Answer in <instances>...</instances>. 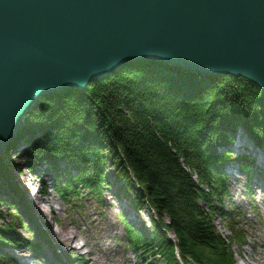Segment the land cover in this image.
Returning <instances> with one entry per match:
<instances>
[{
	"label": "trees",
	"instance_id": "trees-1",
	"mask_svg": "<svg viewBox=\"0 0 264 264\" xmlns=\"http://www.w3.org/2000/svg\"><path fill=\"white\" fill-rule=\"evenodd\" d=\"M239 129L264 142L262 91L248 79L203 76L150 60L127 63L84 91L66 89L40 98L24 130L0 157V191L9 207L21 203L30 218L10 170L22 166L11 158L20 152L29 170L41 165L43 174H66L53 185L61 199L98 204L114 187L117 197L130 196L135 211L150 208L156 217L152 229L133 232L134 250L144 264H154L157 254L162 264H178L175 247L184 264H234L231 247L239 240L217 233L214 220L220 210L214 201L227 194L221 168L231 161L216 150L231 143ZM238 161L244 171L255 159ZM31 241L11 225L0 227V245L37 250L38 242ZM0 264L16 263L0 251Z\"/></svg>",
	"mask_w": 264,
	"mask_h": 264
},
{
	"label": "water",
	"instance_id": "water-1",
	"mask_svg": "<svg viewBox=\"0 0 264 264\" xmlns=\"http://www.w3.org/2000/svg\"><path fill=\"white\" fill-rule=\"evenodd\" d=\"M140 60L241 76L264 99V0H0V157L40 98Z\"/></svg>",
	"mask_w": 264,
	"mask_h": 264
},
{
	"label": "rangeland",
	"instance_id": "rangeland-1",
	"mask_svg": "<svg viewBox=\"0 0 264 264\" xmlns=\"http://www.w3.org/2000/svg\"><path fill=\"white\" fill-rule=\"evenodd\" d=\"M233 139L237 144L249 143L248 140L244 137L242 129L236 130V136H234ZM237 149H234V152ZM255 155L257 158H260L262 156L261 154ZM11 158L13 160V163L22 165L20 168H17L16 170L12 169L11 171L13 177L15 178V181H21V177L19 175L20 172L21 175L24 176V179H26L27 183L31 181L33 182V185H30V187L23 184L28 189V195H31V193L35 191V187L37 186L36 184L38 182V179H36V177L42 176V179L46 177L43 174L36 176L32 173H29L26 169V164H24L25 160L22 156V153L19 152L17 155L12 154ZM262 170L264 172V167ZM109 172V177H113V171L109 170ZM229 175L230 177L236 179V181H233L231 179L229 180V200L232 201V205L236 210H240V212H242L243 221L248 225L252 223V220L249 219V206L256 208L258 212L257 219H264V192L257 190V188H260L261 185L253 181V186H256L257 188L255 187L251 189V192L253 194H249L247 193L248 189L246 188L245 176H243L242 174H238L235 167L229 170ZM259 178H264L263 174L256 175L253 179L257 180ZM260 181L263 180L260 179ZM112 190L114 189L111 188L104 193L102 201L98 205H95L91 200L83 199L79 201V204L83 206L80 209L74 206V203H77L78 199H71L68 203H64L59 199L54 191L49 190L48 194H46L44 197L40 196L36 201L32 200L31 210L34 214L42 213L47 218L55 216L56 218L61 220L62 226H68L70 232L78 239L77 242L78 245H81V252H85L80 254L83 257L82 260L85 264H139L140 260L138 259V257L124 245V225L120 223L118 218L120 214H123L121 207L117 204V202H114L112 198L107 196L108 193ZM229 200L226 201L229 202ZM51 209H54L55 212L52 213ZM9 210L11 209L7 207L6 203H3L0 200V216L2 215L3 219L6 222H11L12 220ZM78 210L81 211V214L87 217L89 224H81V221L77 216ZM17 217L21 218V221L24 220V217L22 215H17ZM28 219L29 224L32 225V227L36 228V226L32 224V220H30L31 217ZM139 219H142L145 223H147L149 221V216L147 219L146 213H143L140 215ZM4 220L0 219V226L1 224H5ZM132 220L135 222L134 219ZM254 220H256V218H254ZM28 222L26 221V224ZM55 227L56 230H58V226L55 225ZM216 228L220 230L221 234H223V228L220 227L219 224ZM17 230L21 232V235H27L26 232H22V230L19 229ZM42 230L46 233V235L50 233V230H47L43 225ZM55 239L56 241L60 242L56 236ZM62 245L68 250L66 251L65 249H60L62 253V259L69 261L70 257L73 256L71 254L73 253V251H71L70 248H68L65 244ZM45 249L46 256L44 257V260H47L53 264H59L55 260V256L52 255V251L48 249V247ZM88 251H91L92 253H88ZM12 252L16 257L20 254L26 253V251L22 249H17ZM41 258L43 257H40V259H38L41 260ZM242 258L244 259L242 260ZM23 261L26 262L24 264H40L37 259L33 260L32 257L23 258L22 260H20V263L23 264ZM237 262L238 264H255V261L252 259V251L248 246L246 247L242 257L237 258Z\"/></svg>",
	"mask_w": 264,
	"mask_h": 264
},
{
	"label": "bare ground",
	"instance_id": "bare-ground-1",
	"mask_svg": "<svg viewBox=\"0 0 264 264\" xmlns=\"http://www.w3.org/2000/svg\"><path fill=\"white\" fill-rule=\"evenodd\" d=\"M165 64L173 67L172 65H170L168 63H165ZM175 68H179V67H175ZM203 76H207V75H203ZM239 77H241V76H239ZM263 101H264V99H263ZM257 142L258 141H254L251 139L249 141V143L240 146V148H238L235 152L227 150V148L225 146H220V147H218V150H216V153H218L220 151L223 153L222 156L228 157L229 159H231L232 155H236L237 158H240V159H244V158H254L255 159V161L252 164V168H250V170H244V171L240 170V167H239L240 162H239V164H235L232 161V159L228 164H226V166L224 167V170H223V167L221 168L222 172L227 175V183H225V184H227V194H226L227 196L226 195L223 196L220 200H223V202H226L227 204H229L230 207L232 209H234V214H237L238 210H236L233 207L232 201L229 200L230 194L228 191V187H229V182H230L229 180L231 179L233 181H236V179L233 177H230L229 170L235 167L237 170V173L242 174L243 176L246 177V179H249L252 176L259 175L260 173H264L262 170L264 167V165H263L264 164V161H263L264 160V154H263L264 153V142L262 141L260 144ZM255 154H261L262 156L260 158H257ZM10 170L12 171V169H10ZM249 171H251V173L253 175L250 174ZM260 179H262L263 181H260ZM132 181L138 183L136 178H133ZM253 181H255L257 184L261 185V187L257 188L256 186H253V184H251L249 186H246V188L247 189L248 188L253 189L256 187L257 190L264 192V178H259L257 180L252 179L251 182H253ZM21 183L25 184L29 187H30V185L31 186L33 185L32 181L27 183L26 179H24V176H22V175H21ZM32 194L33 193H31V195ZM31 195H29V196H31ZM226 200H229V202H227ZM57 237L61 241L67 243L68 246H71V248L73 247V250L78 249V246L70 244L75 239V236L70 232L68 226H65L61 229H58L57 230ZM254 246L256 247V251H255V254L253 256V260L255 261L256 264H264V258L261 256V251L258 248L259 246H264V224L261 226V228L259 229L258 232L254 233ZM248 264H253V263H248Z\"/></svg>",
	"mask_w": 264,
	"mask_h": 264
}]
</instances>
